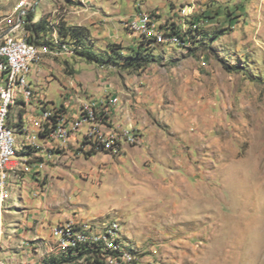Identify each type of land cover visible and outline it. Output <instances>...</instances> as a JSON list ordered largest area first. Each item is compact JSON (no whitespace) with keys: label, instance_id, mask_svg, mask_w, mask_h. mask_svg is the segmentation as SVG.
<instances>
[{"label":"rangeland","instance_id":"1","mask_svg":"<svg viewBox=\"0 0 264 264\" xmlns=\"http://www.w3.org/2000/svg\"><path fill=\"white\" fill-rule=\"evenodd\" d=\"M30 10L33 24L42 15L47 22L48 33L35 39L45 56L68 45L76 63L111 67L128 118L126 126L110 124L123 132L132 125L140 144L120 136L114 153L90 144L48 164L57 159L51 145L40 179L35 172L10 176L4 263L110 264L100 248L54 249L52 231L73 219L95 232L119 225L121 249L139 264H264V0H0V24L20 23L27 36ZM142 13L183 33L186 45L143 40L130 28ZM64 23L88 28L89 37L62 38ZM106 26L109 43L94 39ZM139 48L152 62L124 68L123 57ZM57 86L49 91L61 106ZM38 233L51 239L47 247L34 241Z\"/></svg>","mask_w":264,"mask_h":264},{"label":"crops","instance_id":"2","mask_svg":"<svg viewBox=\"0 0 264 264\" xmlns=\"http://www.w3.org/2000/svg\"><path fill=\"white\" fill-rule=\"evenodd\" d=\"M95 27L98 29L99 25L97 24ZM94 32V39L109 43L108 37L112 35L110 27L106 26L101 35L98 30ZM118 32L120 33L119 30ZM133 36L135 39L138 38L136 35ZM128 45L135 48L132 44L128 43ZM60 48L56 47V50H46V56L45 53L42 55L41 62L34 66L32 73L29 75L28 80L30 81L33 98L28 101L25 96L21 95L11 108L9 124L15 130L17 155L21 151L14 161L16 164L13 163L10 168L12 179L13 176H18V173L23 174L25 172H35L39 176V179L44 175L45 170L43 169L45 164L43 156L47 154L46 148L38 147L37 142L33 139L35 135L40 137L41 143H51V149L56 150L54 156L57 159L48 164L56 163L59 161L58 157L68 154L70 150L71 152L62 160L81 155L82 150L79 148L80 152L78 151L77 141L86 142V146L90 145L88 143L90 141L89 128L87 130L86 127L80 129L74 139H70L68 142L53 140L49 132L40 130L38 126L39 118L44 117V113L48 111V108L62 109L65 113V122L75 121L81 118L82 104L92 103V100L101 104L104 101L117 97L116 103L113 106H100L99 108L100 115L104 120V127L107 130L119 128V125H111L110 121L118 122L122 125L127 124L128 111L124 106L122 98L120 104H118V97H121L120 94L122 92L121 86L114 82L115 77L112 71H110L111 67L103 68L102 66L99 69H95L92 65L87 66L80 62L76 63L75 61H80L79 56L65 52ZM60 52H63L62 56L64 54L67 55L62 57L60 56ZM53 82H57L58 84L57 94L62 99L61 106H57L55 98L50 95L49 90ZM107 112H109L108 116L104 117ZM125 145H123L120 152H116L115 154H120L124 150ZM28 147L33 148L34 151ZM92 149L96 151V149ZM96 152L103 153L101 151ZM34 241H38L39 245L47 247L51 239L50 241L46 240L38 233ZM53 241L55 242V240ZM36 246L37 244H34L32 247L37 248ZM49 247H52V245ZM13 262L19 263L15 259Z\"/></svg>","mask_w":264,"mask_h":264},{"label":"bare ground","instance_id":"3","mask_svg":"<svg viewBox=\"0 0 264 264\" xmlns=\"http://www.w3.org/2000/svg\"><path fill=\"white\" fill-rule=\"evenodd\" d=\"M147 19H151L149 14H146ZM22 24H17L8 30H5L0 35V72H1V88L4 92V103L0 115V143H4V149L6 154L7 166L1 172L0 177V239L4 232L3 224V213L7 206V200L9 198V187L10 173L9 168L14 163L17 157V147H16V135L14 129L10 126L9 117L11 113V108L17 99L23 95L28 99V95L31 92L30 81L28 80L29 75L32 73L35 65L39 64L42 60V55L44 54L41 47H34L29 51L26 59L18 62L17 67H13V60L11 55H1L6 51H11L13 45H19L24 43L25 47H32V44L28 40V36L22 32L15 33L21 27ZM131 28V26H130ZM157 43L167 44L164 37H152ZM186 45V43H184ZM61 48L68 53L76 54L75 50H71L68 45H63ZM116 103V99L113 104ZM87 112H94V105L92 103L85 104V108L82 110L81 118L83 119L87 116ZM99 108L97 109V120L89 121L86 125H89V144L92 148L97 151H113L109 141H105L109 137H118V143L120 141V136L123 134V130L117 128L118 130H107L104 127V120L100 115ZM48 111L44 113L46 117ZM80 119L75 121H80ZM74 122V121H68ZM84 126H77V132ZM121 130V131H120ZM50 133V132H49ZM51 134V133H50ZM58 135H63L60 139L62 142H68L71 139V135H65V127H58ZM53 137V135L51 134ZM122 142L125 140L127 143L136 145L140 144L137 136L131 133L130 138L127 136H121ZM124 139V140H123ZM59 141V140H57ZM118 145L115 150H117ZM114 153V152H113ZM1 169V161H0ZM79 228V223L75 220H70L64 224H58L52 231L53 240H55V248L58 249L63 254H69V252L76 251L81 248L88 246H94L95 244H103L104 251L109 255L107 259L110 264H139L134 262V256L132 257L129 253L123 251L119 244V239L117 233L119 231V225L113 224L108 226L105 231L93 230L92 226L89 224H83ZM60 229L62 235H66V239H58L56 241V236H59ZM0 249L3 250L2 244L0 242ZM124 249V248H123ZM132 254V253H131ZM133 255V254H132ZM1 264L4 263V259L0 253ZM136 261V260H135Z\"/></svg>","mask_w":264,"mask_h":264},{"label":"built area","instance_id":"4","mask_svg":"<svg viewBox=\"0 0 264 264\" xmlns=\"http://www.w3.org/2000/svg\"><path fill=\"white\" fill-rule=\"evenodd\" d=\"M15 26V25H14ZM131 30L141 36L143 40H147L148 42L151 41L152 43V37H164L167 41V44H174V45H184L186 41H184L182 37V33H175L170 30H165L161 28V24L158 22V19L154 17V19H147L146 13H142L139 15V19L137 21H134L130 24ZM13 27V26H11ZM10 27V28H11ZM8 28V29H10ZM7 28H4L2 23L0 24V33H2L5 30H8ZM44 46V45H40ZM36 44H32V47H25L24 43L19 45H13L11 51H6L1 55H11L13 60V67L18 66V62L22 61L23 59H26L28 56V53L30 50H32L34 47H40ZM63 53V52H60ZM28 101H30L32 97V91L29 93ZM111 98L108 101H104L101 104L95 102L92 100V105H94V112H87V116L83 119H80V121H74V122H65V113L62 111V109L58 108H48V114L46 117H40L38 121V126L40 127V130H45L47 132H50L53 135V140H59L63 137V135H58V127H65V135H71V140L74 139V137L77 135V126H84L92 120H97L100 117H97V109L100 108V106H113V102L116 99ZM4 103V92L1 88V72H0V115L3 108ZM81 108H85V104H82ZM109 112L105 113L104 117H107ZM133 126L129 125L125 132L121 134V136H127L130 138L131 130H133ZM1 135V134H0ZM36 142L39 148H46V153L49 151V146L51 143H41L40 137L38 135H35L33 138ZM105 141H109V144L111 145L113 152L115 151V148L117 145H120L118 143V137H109ZM78 142V148H81L82 150L88 151V148L86 146V142L77 141ZM64 149V148H60ZM6 152L4 149V143H0V161H1V169H0V177L1 172L5 167L7 166L6 161ZM44 164H47L46 161V155H44ZM0 190V195H1ZM58 239H66V235H62L61 229L59 236H56V241ZM29 244V242H28ZM31 252V245L29 246ZM1 264V259H0Z\"/></svg>","mask_w":264,"mask_h":264},{"label":"trees","instance_id":"5","mask_svg":"<svg viewBox=\"0 0 264 264\" xmlns=\"http://www.w3.org/2000/svg\"><path fill=\"white\" fill-rule=\"evenodd\" d=\"M24 20L26 22L25 27H26L27 31L30 32V34L27 35L28 40L30 39L29 40L30 43H36L35 39H37V40L41 39V37H44V35H46L48 33L47 22H46V19L43 15H42L41 21L37 25L33 24V21L35 20V12H33L31 10L29 12H27V14L24 16ZM19 30H20V28L18 30H16L15 33L19 32ZM173 32L179 33L178 31H175V30ZM89 35H90V30L86 27H80V26L68 27L66 23L61 25V36L64 39L68 38V36H71L73 38H77L76 40H78V43H82V41H84V39L88 38ZM182 37H183L184 41H186V38L184 37L183 33H182ZM218 38H219L218 35H214L211 39L217 40ZM149 43H151V41ZM144 45H145V43H144ZM122 50H123V48H117V49H114V52L118 56H123ZM143 51H145V50L140 48L139 50L134 51L135 53L123 57V59L125 60L123 67L135 69V70L145 69L152 62V58L150 57V55H144ZM81 55L85 56L87 59H89L93 62L100 61V58H98L92 52H83V54L81 53ZM110 58L115 59L114 56L110 57ZM111 62H113V61H111ZM85 248L86 249H98V248H100L101 250L104 251V245L103 244H95L93 247L88 246ZM96 252H98V251H96ZM102 260H101V262L98 261V264H105V262ZM47 264H62V263L59 262L58 260L52 259Z\"/></svg>","mask_w":264,"mask_h":264},{"label":"water","instance_id":"6","mask_svg":"<svg viewBox=\"0 0 264 264\" xmlns=\"http://www.w3.org/2000/svg\"><path fill=\"white\" fill-rule=\"evenodd\" d=\"M19 19H20V21H22V16L21 15H20V18Z\"/></svg>","mask_w":264,"mask_h":264}]
</instances>
